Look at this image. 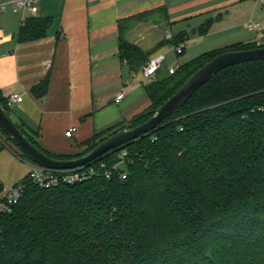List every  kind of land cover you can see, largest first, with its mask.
Listing matches in <instances>:
<instances>
[{"label":"trees","instance_id":"16d2710c","mask_svg":"<svg viewBox=\"0 0 264 264\" xmlns=\"http://www.w3.org/2000/svg\"><path fill=\"white\" fill-rule=\"evenodd\" d=\"M212 23L198 32L206 34ZM51 24L28 17L19 40L43 38ZM187 38L180 33L170 42ZM260 46L233 43L179 65L148 85L149 108L85 141L76 154H51L18 125L50 156L78 157L148 120L218 54ZM120 50L133 63L149 59L122 37ZM48 83L33 91L43 96ZM0 99L10 114L7 98ZM121 160L110 180L98 164L97 175L72 184L41 188L28 177L21 181L19 202L0 211V264H264V60L221 70L156 129L96 162L111 169Z\"/></svg>","mask_w":264,"mask_h":264},{"label":"crops","instance_id":"0c3cea01","mask_svg":"<svg viewBox=\"0 0 264 264\" xmlns=\"http://www.w3.org/2000/svg\"><path fill=\"white\" fill-rule=\"evenodd\" d=\"M36 5V17L51 18L52 24L35 40H19L22 13L12 4L0 12V95H23L9 106L10 115L51 154L79 153L85 141L151 106L147 87L163 77V66L146 80L145 63L122 56L121 37L147 58L166 51V60L171 51L183 55L190 43L207 52L238 42L259 44L264 37V4L256 0H37ZM208 19L211 28L200 34ZM250 22L259 27L250 29ZM180 33L188 38L178 54L170 41ZM191 59L173 57L165 71L171 74L170 67ZM44 80L48 88L40 96L33 89ZM71 127L76 130L70 137ZM33 165L0 131V210L8 189Z\"/></svg>","mask_w":264,"mask_h":264},{"label":"water","instance_id":"95a60500","mask_svg":"<svg viewBox=\"0 0 264 264\" xmlns=\"http://www.w3.org/2000/svg\"><path fill=\"white\" fill-rule=\"evenodd\" d=\"M258 60H264V46L225 51L218 54L196 70L174 94L156 108L154 114L148 120L135 127L127 125L101 141L88 153L71 159L55 158L37 147L18 123L12 119L4 108L1 99L0 129L36 165L52 170L84 169L96 162L101 156L131 143L156 129L164 120L181 108L201 86L210 81L221 70L229 66Z\"/></svg>","mask_w":264,"mask_h":264},{"label":"built area","instance_id":"2783aa9c","mask_svg":"<svg viewBox=\"0 0 264 264\" xmlns=\"http://www.w3.org/2000/svg\"><path fill=\"white\" fill-rule=\"evenodd\" d=\"M37 0H0V12H5L9 9L10 4H12V9L15 12L22 13V24L25 23L26 19L29 16H36L37 15ZM256 3H263L264 0H256ZM250 29H257L259 27V23L250 22L249 23ZM259 44H264V37L261 39ZM173 49L176 50L178 54L183 52V46L179 45H172ZM170 48V49H171ZM169 49V50H170ZM166 51L157 52L149 57L147 62L144 64L142 68L143 77L148 80L152 81L156 78L157 73L163 66L164 61L166 60ZM179 65L170 67L169 73L173 74L178 69ZM124 96V93L121 92L117 95L116 101H120ZM23 100V95L20 93H11L7 98L8 105L10 106L12 103L20 102ZM76 127H71L66 131L67 136H72L75 132ZM126 152H123L125 155ZM100 165L101 168H105L104 176L110 180L112 179L115 171L123 165V160L117 162L113 165L111 169L106 168L105 162H94L88 165L84 169H63V170H52L48 169L39 165L34 164L33 167L30 169L27 177L36 185L40 186L41 188H52L61 183H76L87 180L99 173V170L96 168V165ZM120 179H126L127 173L126 171L120 172L119 175ZM24 193V186L22 183H18L17 185L11 186L4 199L3 210H11L12 206L17 204Z\"/></svg>","mask_w":264,"mask_h":264},{"label":"rangeland","instance_id":"374dc122","mask_svg":"<svg viewBox=\"0 0 264 264\" xmlns=\"http://www.w3.org/2000/svg\"><path fill=\"white\" fill-rule=\"evenodd\" d=\"M196 34L200 35L198 32H196ZM197 37H199V36H197ZM191 45H192V43H190V44L187 45L186 52L183 55L181 54V55L177 56L174 51H171L168 54V56H167L168 58H167L166 61H164V63H163L164 65H163V68L161 70V73H162L163 77L164 76H169V74L165 71L164 66H166L169 63V60L171 58L174 57L176 60L179 58V61L182 62L183 60H187V59H191V58L193 59V58L197 57L198 55H200V54H202L204 52L202 49H198V48L192 47ZM214 49H215V47H214ZM206 51H209V50H206ZM176 56H177V58H176ZM176 63H177V61H176ZM1 133H2V131H1ZM6 140H7V138H6Z\"/></svg>","mask_w":264,"mask_h":264}]
</instances>
